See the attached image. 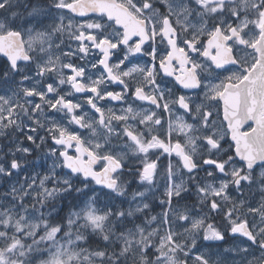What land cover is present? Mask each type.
<instances>
[{"label":"snow or ice","instance_id":"1","mask_svg":"<svg viewBox=\"0 0 264 264\" xmlns=\"http://www.w3.org/2000/svg\"><path fill=\"white\" fill-rule=\"evenodd\" d=\"M0 264H264V0H0Z\"/></svg>","mask_w":264,"mask_h":264}]
</instances>
